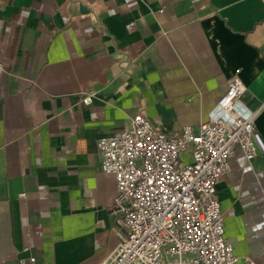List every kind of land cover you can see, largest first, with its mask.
Wrapping results in <instances>:
<instances>
[{"label":"crops","instance_id":"0c3cea01","mask_svg":"<svg viewBox=\"0 0 264 264\" xmlns=\"http://www.w3.org/2000/svg\"><path fill=\"white\" fill-rule=\"evenodd\" d=\"M0 63V264L108 259L128 230L98 141L139 113L199 133L237 69L257 153L217 196L238 264H264V0H0Z\"/></svg>","mask_w":264,"mask_h":264},{"label":"built area","instance_id":"2783aa9c","mask_svg":"<svg viewBox=\"0 0 264 264\" xmlns=\"http://www.w3.org/2000/svg\"><path fill=\"white\" fill-rule=\"evenodd\" d=\"M4 73L0 63V76ZM240 73L237 69L229 79L199 133L188 125L180 135H168L139 113L129 127L98 141L102 170L117 185L113 214L128 230L101 264H238L225 237L217 184L230 172L237 149L247 161L257 153L260 110H239L247 91ZM82 102L90 104L92 95ZM188 149L193 160L183 165L181 155ZM36 263L34 257L19 261Z\"/></svg>","mask_w":264,"mask_h":264}]
</instances>
